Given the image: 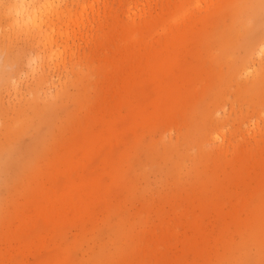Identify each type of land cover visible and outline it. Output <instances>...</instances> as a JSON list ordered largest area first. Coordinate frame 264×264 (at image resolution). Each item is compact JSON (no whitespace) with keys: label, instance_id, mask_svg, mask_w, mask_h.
<instances>
[{"label":"rangeland","instance_id":"rangeland-1","mask_svg":"<svg viewBox=\"0 0 264 264\" xmlns=\"http://www.w3.org/2000/svg\"><path fill=\"white\" fill-rule=\"evenodd\" d=\"M62 5L51 50L0 29L10 122L49 105L0 173V264H264V0Z\"/></svg>","mask_w":264,"mask_h":264},{"label":"bare ground","instance_id":"bare-ground-1","mask_svg":"<svg viewBox=\"0 0 264 264\" xmlns=\"http://www.w3.org/2000/svg\"><path fill=\"white\" fill-rule=\"evenodd\" d=\"M22 2V0H5L0 5V12H2L0 16V29L6 30H15L17 32H21L25 34L29 39H37L38 46L45 47V51L50 48L52 49L53 37L45 29V26L51 27V24H54V19L58 17L60 14H63L66 9H63L62 0H53V3L56 5L54 10L42 16L36 23L27 22V18H18L16 16V7ZM4 19V21H3ZM19 20V22H18ZM9 28V29H8ZM52 30V28H51ZM7 33H4L3 36H6ZM5 39L0 37V53L3 54L5 52V61L9 64H16V56H10L8 50L5 47ZM264 45V29L260 32H256L252 35L249 43H246L245 46L247 48L256 47L261 48L263 52L262 46ZM58 54H61L60 52ZM51 56L56 55L53 50L51 51ZM32 59V58H31ZM6 73V74H5ZM7 75L15 76L17 75L16 71L6 72L0 67V82L4 79H7ZM42 81L38 83L40 86ZM49 105L42 104L40 100L36 97L34 98L28 107L24 108L20 114V120L24 119L26 114H29L26 122L28 123L31 119L40 116V119H43L46 113V109ZM9 113L6 111L3 104L0 103V121L5 122L2 127H0V173L5 172L6 168L9 166L10 159L9 155L17 152V145L21 135L27 127V123L24 125L16 126L15 123L10 122ZM218 136V135H217ZM217 136L215 137L217 140ZM219 138V137H218Z\"/></svg>","mask_w":264,"mask_h":264},{"label":"clouds","instance_id":"clouds-1","mask_svg":"<svg viewBox=\"0 0 264 264\" xmlns=\"http://www.w3.org/2000/svg\"><path fill=\"white\" fill-rule=\"evenodd\" d=\"M55 7L53 0H22L15 11L18 18L26 17L27 22L36 23L42 16L51 13Z\"/></svg>","mask_w":264,"mask_h":264}]
</instances>
